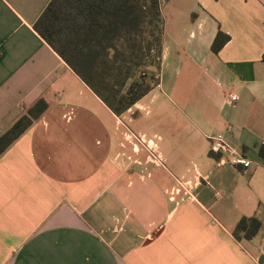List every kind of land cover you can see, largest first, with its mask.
Segmentation results:
<instances>
[{"label": "crops", "instance_id": "obj_1", "mask_svg": "<svg viewBox=\"0 0 264 264\" xmlns=\"http://www.w3.org/2000/svg\"><path fill=\"white\" fill-rule=\"evenodd\" d=\"M51 1L0 0V136L48 103L0 156V264H264V0H160V80L128 112L166 167L37 32Z\"/></svg>", "mask_w": 264, "mask_h": 264}, {"label": "trees", "instance_id": "obj_2", "mask_svg": "<svg viewBox=\"0 0 264 264\" xmlns=\"http://www.w3.org/2000/svg\"><path fill=\"white\" fill-rule=\"evenodd\" d=\"M164 27L160 0H52L35 24L45 41L118 116L159 83L160 79L153 84L141 70L154 66L147 54L155 49L163 52ZM229 40L220 30L211 49L218 53ZM47 107L40 99L0 136V156ZM260 227L256 217H243L234 232L252 237Z\"/></svg>", "mask_w": 264, "mask_h": 264}, {"label": "built area", "instance_id": "obj_3", "mask_svg": "<svg viewBox=\"0 0 264 264\" xmlns=\"http://www.w3.org/2000/svg\"><path fill=\"white\" fill-rule=\"evenodd\" d=\"M237 99L238 96L236 94L230 95L231 102L234 103ZM118 124L123 127V134L125 140L131 143L135 149L143 150L146 153V158L149 162H151L156 166L166 167L165 160L160 152V149L158 147L155 138H150L144 133H139V132L137 133L133 131L125 123L124 119H122L121 117H118ZM214 149L217 151L220 150L230 151L229 146L226 143H224L222 140H216V142L214 143ZM223 161L224 160H221L220 162L223 163ZM229 161L235 165H242L244 168H248L249 166L252 165L251 160L238 154H235L232 158L229 159ZM184 188L188 192L187 187Z\"/></svg>", "mask_w": 264, "mask_h": 264}, {"label": "rangeland", "instance_id": "obj_4", "mask_svg": "<svg viewBox=\"0 0 264 264\" xmlns=\"http://www.w3.org/2000/svg\"><path fill=\"white\" fill-rule=\"evenodd\" d=\"M161 50H162V48H161ZM159 49H155V50H153L152 52H151V55L150 54H147V61L148 62H151V61H153L154 62V66H152V67H145L146 69H142L141 71L142 72H144L143 74H145V76L148 78V79H150V81L153 83V84H155V82H157V80H159L160 79V73H161V65H162V61H163V56H164V50H163V52L162 51H160V54H158L159 52ZM144 67V66H143ZM139 102V101H138ZM137 102V103H138ZM137 103H135V104H137ZM135 104L132 106V107H130L128 110H126V112H124V114H126V115H129V110L130 109H133L134 110V108H135ZM134 112H135V110H134ZM144 114H145V112L144 113H142V112H140L139 113V115H129L127 118H123L124 119V121H125V123L133 130V131H135V132H139L138 131V129H140V118L141 117H143L144 116ZM122 127V126H121ZM122 129H123V127L120 129L121 131H122ZM145 134V133H144ZM146 135L148 136V137H151V138H154L155 136H157V135H153V134H151V133H149V132H147L146 133ZM159 142V141H158ZM166 164V163H165ZM167 165V164H166ZM169 167V166H168Z\"/></svg>", "mask_w": 264, "mask_h": 264}]
</instances>
